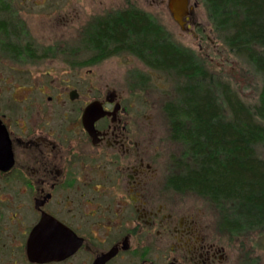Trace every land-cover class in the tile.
Here are the masks:
<instances>
[{
	"label": "flooded vegetation",
	"instance_id": "flooded-vegetation-1",
	"mask_svg": "<svg viewBox=\"0 0 264 264\" xmlns=\"http://www.w3.org/2000/svg\"><path fill=\"white\" fill-rule=\"evenodd\" d=\"M21 80L0 91V264H231L230 240L180 207L190 190L159 167L136 99Z\"/></svg>",
	"mask_w": 264,
	"mask_h": 264
},
{
	"label": "rangeland",
	"instance_id": "rangeland-1",
	"mask_svg": "<svg viewBox=\"0 0 264 264\" xmlns=\"http://www.w3.org/2000/svg\"><path fill=\"white\" fill-rule=\"evenodd\" d=\"M168 3L169 0H0V21L7 24L0 29V91L5 93L6 84L22 78L47 80L50 76L79 85L86 79L90 87L101 89L115 87L128 101L137 100L141 136L158 147L161 170L167 176L180 172L185 166L181 161L191 160L185 156L184 143L171 138L170 118L164 109L168 100L179 96L178 75L154 70L128 51L95 60L94 50L85 43L95 21L123 8L143 9L171 32L175 42L195 52L208 70L229 82L245 102L258 103L263 81L254 65L231 50L213 28L204 0H190L192 14L186 24L192 25L186 29L174 20ZM258 153L264 157L262 146ZM178 203L182 209L195 211L210 231L219 229L230 240L231 264H264V227L231 229L230 221L238 219L233 203L218 205L196 191L182 192Z\"/></svg>",
	"mask_w": 264,
	"mask_h": 264
},
{
	"label": "trees",
	"instance_id": "trees-1",
	"mask_svg": "<svg viewBox=\"0 0 264 264\" xmlns=\"http://www.w3.org/2000/svg\"><path fill=\"white\" fill-rule=\"evenodd\" d=\"M204 1L216 32L261 73L258 103L245 102L143 9L131 6L99 17L85 43L95 60L128 51L154 70L178 75L179 96L164 109L171 138L184 143L191 161H181L184 168L168 182L218 205L233 203L238 213L229 224L233 230L264 227V157L258 153L264 148V0ZM6 26L0 21V29Z\"/></svg>",
	"mask_w": 264,
	"mask_h": 264
},
{
	"label": "water",
	"instance_id": "water-1",
	"mask_svg": "<svg viewBox=\"0 0 264 264\" xmlns=\"http://www.w3.org/2000/svg\"><path fill=\"white\" fill-rule=\"evenodd\" d=\"M169 10H171L174 20H177L178 23L184 27L186 18L191 12L190 0H169L168 3ZM93 112V108L88 107L86 112V117L90 116ZM2 138V137H1ZM32 244L29 246V253L34 256L38 249V244L35 240V235L31 239Z\"/></svg>",
	"mask_w": 264,
	"mask_h": 264
}]
</instances>
